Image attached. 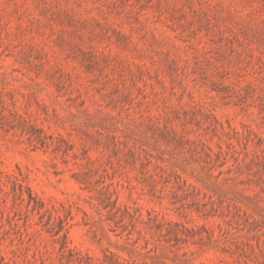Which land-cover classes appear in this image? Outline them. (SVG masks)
I'll return each mask as SVG.
<instances>
[{"label": "rangeland", "instance_id": "374dc122", "mask_svg": "<svg viewBox=\"0 0 264 264\" xmlns=\"http://www.w3.org/2000/svg\"><path fill=\"white\" fill-rule=\"evenodd\" d=\"M0 264H264V0H0Z\"/></svg>", "mask_w": 264, "mask_h": 264}]
</instances>
